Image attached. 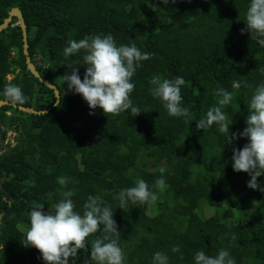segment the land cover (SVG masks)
<instances>
[{"label": "trees", "instance_id": "obj_1", "mask_svg": "<svg viewBox=\"0 0 264 264\" xmlns=\"http://www.w3.org/2000/svg\"><path fill=\"white\" fill-rule=\"evenodd\" d=\"M247 4L248 0H169L167 5L162 0H0V24L13 7L22 10L32 60L60 90L55 104L53 89L27 68L22 29L14 16L0 34V100H6L5 86L16 84L26 97L22 105L48 111L0 107V264H45L38 249L23 244L29 212L37 204L52 211L68 190L73 192L75 211L83 212L89 195L111 206L119 232L114 238L127 255L126 264H152L158 250L168 253L170 264H194L196 251L215 255L220 248H228L235 264H264V199H254L253 189H240L232 181L243 178L247 185L250 180L246 172L233 170L232 155L226 157L224 168L215 165V157L235 144L242 148L247 138L227 144V134L215 123L196 127L217 103L212 95L217 86L233 92L231 103L222 106L233 122L230 134L246 127L247 102L264 82V47L246 30ZM108 33L117 44L132 42L151 53L132 78L130 98L142 111L135 117L90 109L64 81L66 71H71L67 64L78 62L81 79L86 69L83 50L63 55L67 42ZM9 74H14L10 81ZM153 74L184 78L181 95L189 118L169 116L152 97L148 80ZM233 80L247 86L233 90ZM11 109L15 111L9 114ZM9 130L16 131L15 143L5 148ZM160 169L166 184L155 202L118 208L114 196L121 189L137 179L153 185L162 175ZM61 176L67 178L63 186L57 182ZM258 182H264V176ZM228 213L233 217L227 219ZM96 235L99 232L86 238L85 247L69 258V264L90 260ZM173 245L180 246L179 253H171Z\"/></svg>", "mask_w": 264, "mask_h": 264}, {"label": "clouds", "instance_id": "obj_2", "mask_svg": "<svg viewBox=\"0 0 264 264\" xmlns=\"http://www.w3.org/2000/svg\"><path fill=\"white\" fill-rule=\"evenodd\" d=\"M162 3L167 5L169 0H162ZM244 21L251 39L264 47V0H248ZM244 31L241 30L242 34ZM81 50L84 52L83 65H86L83 79L79 74L78 62L67 64L71 69L63 76L67 90L80 94L90 109L99 107L104 114L127 113L133 117L140 114L142 111L130 98L135 88L132 78L137 69L142 67V62L150 59L151 53L142 51L132 42L117 44L113 35L108 33L69 40L63 55L67 58ZM148 84L152 97L162 103L169 116L190 117V109L182 103L181 89L185 84L182 76L170 79L153 74ZM242 84L247 86L243 81L233 80L231 88L238 90ZM2 95L13 104H23L26 99L21 87L16 84L6 85ZM212 95L217 98V103L207 110L204 118L196 122V127L205 129L215 123L219 132L227 134V144L233 143L238 137L247 138L242 148H233L232 168L250 176L248 188L264 192V182H258V178L264 176V82L255 87L247 102L246 127L231 134L230 125L233 122L228 121L222 106L231 103L233 92L217 86L212 90ZM160 171L162 175L151 186L144 179H137L133 186L121 189L114 196L119 201L118 208L124 209L128 203L143 205L155 202L166 184L164 169ZM57 182L63 186L67 178L58 177ZM62 195L63 199L52 206V211H45L42 204L30 209L24 246L38 249L45 264H69V258L76 257L78 251L85 247L86 238L99 232L92 243L90 260L85 261V264H126L127 255L118 239L114 238L119 232L111 206L89 195L81 213L75 211L71 190L64 191ZM170 251L179 253L180 246L173 245ZM151 260L152 264H170V256L162 250L154 252ZM193 261L194 264H235L228 248L218 249L215 255L198 250L194 253Z\"/></svg>", "mask_w": 264, "mask_h": 264}, {"label": "water", "instance_id": "obj_3", "mask_svg": "<svg viewBox=\"0 0 264 264\" xmlns=\"http://www.w3.org/2000/svg\"><path fill=\"white\" fill-rule=\"evenodd\" d=\"M17 17V23L15 24H19L21 29H22V35H23V52L26 56V64H27V68L31 71V73L37 77L41 82H43L46 86H48L49 88L53 89L55 96H56V103L57 104L60 101V90L58 88V86H56L54 83L50 82L48 79H46L45 77H43L41 75V73L39 72V70L37 69L36 64L33 62L32 57L29 53V47L30 44L28 42V30H27V24L24 18V14L22 12V10L19 7H13L10 11L8 16L3 20V22L0 24V34L2 32V30L6 27H8L13 19V17ZM3 105H12L16 108H19L22 111H26V112H30V113H45L48 110H37L35 107V104H33V106L31 107H27L24 106L22 104H13L8 102L7 100H0V107H2ZM0 185L3 186L2 181L0 179Z\"/></svg>", "mask_w": 264, "mask_h": 264}, {"label": "rangeland", "instance_id": "obj_4", "mask_svg": "<svg viewBox=\"0 0 264 264\" xmlns=\"http://www.w3.org/2000/svg\"><path fill=\"white\" fill-rule=\"evenodd\" d=\"M14 76V74H9L8 76H7V80L8 81H10L11 79H12V77ZM15 110L14 109H11V111L10 112H8V113H13ZM13 133V135H11ZM16 134V131L15 130H10L9 132H8V134H7V138H6V140H5V148L7 147V142L9 141V143L10 144H14V141H15V139H14V135ZM14 140V141H13ZM237 148V146H236V144L234 145V146H231L229 149H228V151L229 152H227V153H225V154H221V155H218L217 157H215V165L218 167V168H224L225 167V159H226V157H228L229 155H232V150H233V148ZM173 176H175V174L173 175ZM158 177H160V175H157L156 176V178H158ZM240 189H246L247 188V185L245 184V181H244V179L243 178H236V179H233L232 180ZM207 185H210L209 184V182H208V184ZM251 195H252V197L254 198V199H257V200H263L264 199V192H261V191H259L258 189L257 190H254V191H252L251 193H250ZM248 208H250V206H248ZM206 212V211H205ZM208 214V212H206V215ZM251 217H253L252 216V213H251V215H250ZM230 217H233V214L232 213H228V215H227V219H229ZM257 224H255V226H256Z\"/></svg>", "mask_w": 264, "mask_h": 264}, {"label": "crops", "instance_id": "obj_5", "mask_svg": "<svg viewBox=\"0 0 264 264\" xmlns=\"http://www.w3.org/2000/svg\"><path fill=\"white\" fill-rule=\"evenodd\" d=\"M10 114V113H9ZM10 131V130H9ZM11 135H13V133L11 134ZM15 136V135H14ZM8 139V138H7ZM14 141V140H13ZM7 143H9V141L7 142ZM14 143H15V141H14Z\"/></svg>", "mask_w": 264, "mask_h": 264}]
</instances>
